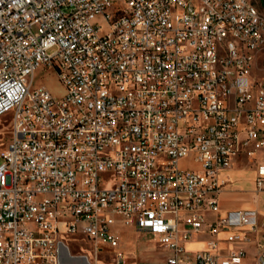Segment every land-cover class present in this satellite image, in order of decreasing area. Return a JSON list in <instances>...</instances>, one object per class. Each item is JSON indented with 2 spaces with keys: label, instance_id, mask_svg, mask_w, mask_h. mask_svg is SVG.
I'll list each match as a JSON object with an SVG mask.
<instances>
[{
  "label": "built area",
  "instance_id": "1",
  "mask_svg": "<svg viewBox=\"0 0 264 264\" xmlns=\"http://www.w3.org/2000/svg\"><path fill=\"white\" fill-rule=\"evenodd\" d=\"M227 35L244 51L222 57ZM255 43L250 0H0V264H96L72 236L99 252L126 228L165 248L153 264H264L259 210L220 209L222 173L264 150ZM39 68L61 96L35 85Z\"/></svg>",
  "mask_w": 264,
  "mask_h": 264
},
{
  "label": "rangeland",
  "instance_id": "2",
  "mask_svg": "<svg viewBox=\"0 0 264 264\" xmlns=\"http://www.w3.org/2000/svg\"><path fill=\"white\" fill-rule=\"evenodd\" d=\"M57 51V47H51L48 50L49 54H53ZM253 75L258 78L259 82L264 81V53L258 57V61L255 65ZM46 84L50 90L57 96H61L65 92L63 84L59 81L55 71L53 69L39 68L36 71L35 85ZM11 122L12 113H6L0 118V152L6 149L11 138ZM264 158V150H260L256 153L254 158L246 160L241 159L237 165L233 166V171L230 173L231 181L228 184L230 190L234 193L229 198L230 202L239 203L247 200L249 193L254 188V171L258 168V164ZM4 161L3 157H0V163ZM185 163L183 162L182 165ZM257 192V191H256ZM255 199L258 195L254 196ZM260 204L264 212V194H261ZM260 231H264V215L260 218ZM132 228H126L121 234L122 245L118 249H114L105 245H101V250L96 252L94 246L87 240L83 239L84 235L76 234L72 236L70 241L71 249L77 253H87L90 260L96 264H115L117 253L122 252L130 261L134 264H153L159 263L164 259L165 248L161 244H157L153 239V235L139 234ZM242 242H235L233 246L239 248L244 246ZM203 243H198L194 250L200 249ZM82 247V248H81ZM249 260H245L248 263Z\"/></svg>",
  "mask_w": 264,
  "mask_h": 264
},
{
  "label": "bare ground",
  "instance_id": "3",
  "mask_svg": "<svg viewBox=\"0 0 264 264\" xmlns=\"http://www.w3.org/2000/svg\"><path fill=\"white\" fill-rule=\"evenodd\" d=\"M250 1L252 5L256 6V14L258 15V19L260 21H264V0H250ZM231 46L234 52L244 51L243 39L240 38L239 35H227V38H222V46H220V53L222 54V57H229V53H231ZM261 50H262V43L253 44L252 59L248 61V68L250 70V73L252 74L255 65L258 61V57L262 54ZM214 67L224 68L225 58H218L214 60ZM258 87H264V81L260 83L258 80ZM263 254H264V247H263Z\"/></svg>",
  "mask_w": 264,
  "mask_h": 264
},
{
  "label": "crops",
  "instance_id": "4",
  "mask_svg": "<svg viewBox=\"0 0 264 264\" xmlns=\"http://www.w3.org/2000/svg\"><path fill=\"white\" fill-rule=\"evenodd\" d=\"M241 159H246V160H249L246 156H243V157H241L237 162H236V164L235 165H237L239 162H240V160ZM261 163V162H260ZM259 163V164H260ZM258 164V165H259ZM233 167L231 168V169H229V170H227V171H224L223 173H222V175L223 176H225V177H228L229 178V182H228V184L230 183V181H231V176H230V173L233 171ZM257 170H258V168L254 171V188H255V190H252L250 193H249V195H248V198H247V200H244V201H242V202H239V203H233V202H230V200H229V198L232 196V194L234 193L232 190H230L229 189V187H228V184L226 185V188H225V190L221 193V195H220V209H221V211L222 212H224V211H227V210H231V209H242V208H257L258 210H259V212H260V218H262V216L264 215V212H263V210H262V205L260 204V198H261V194H264V191H261V192H259V193H257L256 192V189H257V186H256V176H257ZM256 195H258V198H256L255 199V197L254 196H256ZM132 232H134V231H132ZM198 243H203V246H204V242H201V241H193V242H191V243H189V248L191 249V250H194V249H192V248H194ZM121 245H122V241H121V244H120V247H121ZM202 246V247H203ZM124 254V253H123ZM164 259L163 260H161L160 262H163L165 259H166V257L168 256V253L165 251L164 252ZM125 256V255H124ZM125 258H126V260L129 262V263H135V262H132V261H130V258H127L126 256H125Z\"/></svg>",
  "mask_w": 264,
  "mask_h": 264
},
{
  "label": "water",
  "instance_id": "5",
  "mask_svg": "<svg viewBox=\"0 0 264 264\" xmlns=\"http://www.w3.org/2000/svg\"><path fill=\"white\" fill-rule=\"evenodd\" d=\"M65 254H68V251L67 250L65 251Z\"/></svg>",
  "mask_w": 264,
  "mask_h": 264
}]
</instances>
